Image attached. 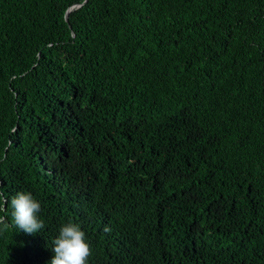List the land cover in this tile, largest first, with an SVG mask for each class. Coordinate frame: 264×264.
Here are the masks:
<instances>
[{"label": "trees", "instance_id": "trees-1", "mask_svg": "<svg viewBox=\"0 0 264 264\" xmlns=\"http://www.w3.org/2000/svg\"><path fill=\"white\" fill-rule=\"evenodd\" d=\"M0 192V264H264V0H0Z\"/></svg>", "mask_w": 264, "mask_h": 264}, {"label": "clouds", "instance_id": "clouds-1", "mask_svg": "<svg viewBox=\"0 0 264 264\" xmlns=\"http://www.w3.org/2000/svg\"><path fill=\"white\" fill-rule=\"evenodd\" d=\"M3 208L7 212L9 199L0 192ZM12 221L15 227L27 234L36 233L43 229V221L38 218L41 210L40 203L29 192H17L11 197ZM0 224L7 227L6 216H0ZM54 256L50 264H86L90 255L89 244L85 240V233L78 224L68 222L59 230V235L53 240Z\"/></svg>", "mask_w": 264, "mask_h": 264}, {"label": "water", "instance_id": "water-1", "mask_svg": "<svg viewBox=\"0 0 264 264\" xmlns=\"http://www.w3.org/2000/svg\"><path fill=\"white\" fill-rule=\"evenodd\" d=\"M72 10V8H68L67 11H66V15H65V19L67 20L68 19V12Z\"/></svg>", "mask_w": 264, "mask_h": 264}]
</instances>
